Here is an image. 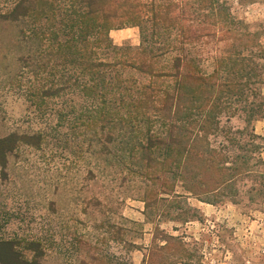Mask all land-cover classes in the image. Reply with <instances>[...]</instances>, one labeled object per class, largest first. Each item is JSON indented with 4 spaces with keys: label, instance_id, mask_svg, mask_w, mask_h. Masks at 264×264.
<instances>
[{
    "label": "rangeland",
    "instance_id": "rangeland-1",
    "mask_svg": "<svg viewBox=\"0 0 264 264\" xmlns=\"http://www.w3.org/2000/svg\"><path fill=\"white\" fill-rule=\"evenodd\" d=\"M30 1L29 16L17 18L18 0H0V138L40 133L43 141L39 147L20 145L0 167V240L20 241L26 259L33 257L27 243L39 241V264H89L88 257L93 264H142L154 243L172 235L183 243L171 245L179 258L166 254L162 264H264V140L246 133L244 116L227 121L224 114L227 133L210 136L226 167L248 161V171L242 168L214 205L187 194L180 183L163 194L159 184L121 166L103 170L92 153L90 101L77 93L43 94L62 84L59 44L68 5ZM227 1L236 22L256 32L264 47V0ZM109 38L115 46L138 48L140 29L120 26ZM258 61L264 79V60ZM212 62L204 54L205 73ZM261 90L264 96V84ZM257 121L264 125V114L253 130Z\"/></svg>",
    "mask_w": 264,
    "mask_h": 264
},
{
    "label": "trees",
    "instance_id": "trees-1",
    "mask_svg": "<svg viewBox=\"0 0 264 264\" xmlns=\"http://www.w3.org/2000/svg\"><path fill=\"white\" fill-rule=\"evenodd\" d=\"M49 1L68 5L59 44L65 71L60 88L43 94L77 93L90 101L92 153L103 170L121 166L159 184L163 194L180 183L201 202L218 203L240 170L248 171L247 159L226 167L224 156L211 148L210 136L227 133L221 117L228 114L229 121L242 114L246 133L264 140L252 128L264 114V79L258 73L264 47L258 34L236 22L227 0ZM31 5L30 0H18L14 15L28 17ZM127 25L140 29L138 48L115 46L109 38L111 30ZM50 34L56 37L55 32ZM204 54L213 61L210 73L201 65ZM42 141L40 133L0 138V167L6 168L7 155L20 145L39 147ZM20 244L0 240V264H39L44 255L41 243H27L31 259L24 257ZM173 244L183 245L178 237L165 235L160 245L154 243L148 250L142 264H162L166 254L176 257ZM129 246L135 248L132 242Z\"/></svg>",
    "mask_w": 264,
    "mask_h": 264
},
{
    "label": "crops",
    "instance_id": "crops-1",
    "mask_svg": "<svg viewBox=\"0 0 264 264\" xmlns=\"http://www.w3.org/2000/svg\"><path fill=\"white\" fill-rule=\"evenodd\" d=\"M114 38H119V37H117V35H116V36H114ZM116 40H118V39H116ZM263 128H264L263 123L260 122V121H257L255 123L254 131H255L256 134L263 135L264 134V129Z\"/></svg>",
    "mask_w": 264,
    "mask_h": 264
}]
</instances>
